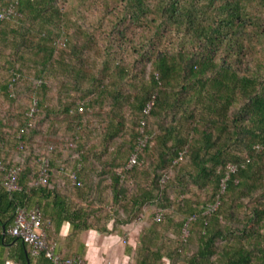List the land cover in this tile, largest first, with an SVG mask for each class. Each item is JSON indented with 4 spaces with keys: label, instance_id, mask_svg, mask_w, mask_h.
Masks as SVG:
<instances>
[{
    "label": "trees",
    "instance_id": "obj_1",
    "mask_svg": "<svg viewBox=\"0 0 264 264\" xmlns=\"http://www.w3.org/2000/svg\"><path fill=\"white\" fill-rule=\"evenodd\" d=\"M10 5L0 158L21 170L13 191L0 171L5 230L19 205L39 207L50 241L71 224L63 258L82 254L85 230L136 222L129 264H264V0H0V12ZM12 239L19 264H59Z\"/></svg>",
    "mask_w": 264,
    "mask_h": 264
},
{
    "label": "built area",
    "instance_id": "obj_2",
    "mask_svg": "<svg viewBox=\"0 0 264 264\" xmlns=\"http://www.w3.org/2000/svg\"><path fill=\"white\" fill-rule=\"evenodd\" d=\"M14 12V7L10 5L4 8L0 12V17H9ZM37 99L34 97L32 100V106L30 108L29 114L32 115L35 111V105ZM153 101H150L145 107V111L148 112ZM151 138L150 135H143L139 138V144L135 151L131 154L127 166L130 167L134 165L138 160V152L142 149ZM49 160L46 158L43 160L42 168L39 173L38 180L41 182L47 181ZM231 169H235L234 165L230 166ZM21 170V166L14 164L12 166L6 167L4 161L0 158V171H3L2 183L6 186L9 191H13L19 188L18 176ZM157 217H160L158 214ZM51 225L49 218L45 217L39 207H27L19 205L16 209L15 217L13 223L8 228L9 232L16 237L21 238L23 241L28 243L33 255L45 254L47 257L51 258L54 262L59 264H70L76 262L77 264H85V260L78 254L63 258L61 254L57 251V242L50 241L48 239V229Z\"/></svg>",
    "mask_w": 264,
    "mask_h": 264
},
{
    "label": "crops",
    "instance_id": "obj_3",
    "mask_svg": "<svg viewBox=\"0 0 264 264\" xmlns=\"http://www.w3.org/2000/svg\"><path fill=\"white\" fill-rule=\"evenodd\" d=\"M138 225L136 222L126 225L123 234L117 232L105 234L95 229L85 230L80 233L79 239L72 246L82 251L80 256L85 260V264H129L130 257L126 253V243L135 244L134 232L138 231ZM71 229L68 221L61 225L56 233L57 244L63 245L64 238L70 234ZM12 236L0 221V264L8 262L19 264L16 257L19 255L20 246ZM62 250L66 251L67 248L62 246ZM29 263L36 264V259Z\"/></svg>",
    "mask_w": 264,
    "mask_h": 264
},
{
    "label": "rangeland",
    "instance_id": "obj_4",
    "mask_svg": "<svg viewBox=\"0 0 264 264\" xmlns=\"http://www.w3.org/2000/svg\"><path fill=\"white\" fill-rule=\"evenodd\" d=\"M23 100L26 101V97H24ZM138 224H139V225H138L139 229H137L138 231H135V232H134V239H135V241L137 240L138 235H139V233H140V231H141V228H142L141 224H140V223H138ZM138 232H139V233H138Z\"/></svg>",
    "mask_w": 264,
    "mask_h": 264
},
{
    "label": "water",
    "instance_id": "obj_5",
    "mask_svg": "<svg viewBox=\"0 0 264 264\" xmlns=\"http://www.w3.org/2000/svg\"><path fill=\"white\" fill-rule=\"evenodd\" d=\"M7 264H13L12 262H8ZM30 264V263H29Z\"/></svg>",
    "mask_w": 264,
    "mask_h": 264
}]
</instances>
